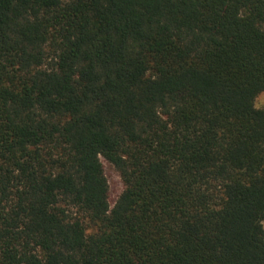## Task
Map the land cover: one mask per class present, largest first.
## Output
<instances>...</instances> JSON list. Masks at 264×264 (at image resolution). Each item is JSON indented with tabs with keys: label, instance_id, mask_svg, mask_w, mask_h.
<instances>
[{
	"label": "trees",
	"instance_id": "1",
	"mask_svg": "<svg viewBox=\"0 0 264 264\" xmlns=\"http://www.w3.org/2000/svg\"><path fill=\"white\" fill-rule=\"evenodd\" d=\"M262 92L264 0H0V264H264Z\"/></svg>",
	"mask_w": 264,
	"mask_h": 264
},
{
	"label": "rangeland",
	"instance_id": "2",
	"mask_svg": "<svg viewBox=\"0 0 264 264\" xmlns=\"http://www.w3.org/2000/svg\"><path fill=\"white\" fill-rule=\"evenodd\" d=\"M255 104L258 108L264 107V92L260 93L255 100ZM105 174L110 185V201L113 205L119 195L124 189V183L117 169L108 161L103 159ZM264 225V221H263Z\"/></svg>",
	"mask_w": 264,
	"mask_h": 264
}]
</instances>
